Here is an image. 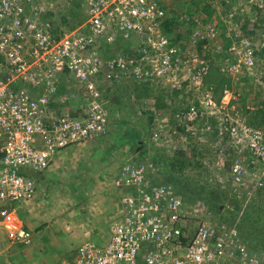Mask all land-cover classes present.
<instances>
[{
    "label": "built area",
    "instance_id": "obj_1",
    "mask_svg": "<svg viewBox=\"0 0 264 264\" xmlns=\"http://www.w3.org/2000/svg\"><path fill=\"white\" fill-rule=\"evenodd\" d=\"M41 1L0 0V222L14 214L16 203L36 196L31 171L46 170L63 149L107 132L109 114L98 76L141 79L152 70L159 78L179 81L182 68L188 69L186 78L195 91L205 84L202 74L208 62L193 47L199 32L191 34L189 44L190 34L184 44H174L164 35L165 10L158 0H87L86 19L60 36L44 18L54 11L52 4L47 8ZM213 30L202 39L219 36ZM257 45L253 37L234 41L222 70L234 78L254 75L264 90V58ZM183 62L188 65L181 66ZM69 76L86 93L74 111L56 108L60 79ZM240 95L225 88L218 100L211 89L184 116L192 125L207 116L201 131L210 135L212 118L216 140L247 141L251 160L264 159V124L249 123L236 106ZM230 109L234 115L227 118ZM238 167L236 171H244ZM131 180L137 192L123 200L124 217L111 223L108 239L85 240L66 264H262L249 255L236 226L203 223L192 232L184 202L172 187L145 183L143 176ZM14 229L16 237L30 240L31 231L23 223Z\"/></svg>",
    "mask_w": 264,
    "mask_h": 264
},
{
    "label": "rangeland",
    "instance_id": "obj_2",
    "mask_svg": "<svg viewBox=\"0 0 264 264\" xmlns=\"http://www.w3.org/2000/svg\"><path fill=\"white\" fill-rule=\"evenodd\" d=\"M161 1L168 15L179 17L178 22L185 17L183 24L176 23L172 32L164 33L174 44H184L190 34L189 44L191 34L199 32L192 45L196 54L208 62L206 72L202 74L205 84L196 91L194 83L185 84L180 77L188 76L187 68L185 71L178 69L179 81L176 77L159 78L152 70L146 71L141 79L119 78L115 81L98 76L96 80L102 90L103 105L109 114L107 132L86 143L69 146L65 154L60 151L57 157L61 166L57 167L61 170L59 175L52 171L54 165L42 172H33L35 180L46 181L41 187L47 190L51 186L53 190V194L41 197L38 202L51 203L60 198L65 201L55 207L56 212L43 216L44 222L34 198L17 205L13 227L5 221L0 222V264H66L82 242H97V235L110 231L111 223L124 217L123 200L136 194L138 189L131 180L134 175L139 179L143 176L145 183L150 180V184L156 186L172 187L174 194L184 202L186 222L192 232L203 223L225 229L236 226L249 255L264 264V159L251 160L247 141L230 144L225 142L228 138L219 142L213 135L203 134L201 130L207 116L192 125L184 122V118H178L177 113L194 98L198 102L211 90L206 74L213 60L216 62L220 48L226 51L234 41L246 37H253L256 44H263L264 0ZM41 3L47 8L52 4L54 8L55 13L47 15L46 20L57 25V30L53 31L55 36L86 18L81 14L84 10L79 11L78 7L71 13L70 3L66 0H42ZM66 13L70 18L76 16L73 25L61 22V16ZM233 13L241 20L231 17ZM211 30L219 36L202 39L207 38L203 35ZM125 47L128 48V44ZM110 52L112 50L106 53ZM226 58L221 61L225 62ZM220 59L218 55L217 60ZM185 65L188 64L183 62L181 66ZM229 76L226 87L244 92L237 107L246 102L250 107L261 90L264 95L256 76H249L250 79ZM173 85L181 87V92L175 96L171 94ZM218 88L221 87L218 85ZM147 89L149 91L145 92ZM212 90L216 98L221 99V90ZM85 98L84 88L73 77L60 79L55 96L57 109L74 111ZM241 111L243 113V108ZM231 115H234L233 109L229 110L227 118ZM220 146H223V152ZM181 151L191 164L173 166V160H177L173 155ZM237 167L244 171H236ZM239 178L246 180L247 186L239 185L242 184ZM95 180L98 181L91 184ZM91 185L92 192L88 189ZM55 190L59 194L54 193ZM77 190L81 194H75ZM68 191L74 194L70 198H67ZM19 223H24L31 231L29 241L15 236L14 225ZM94 223L97 225L92 230ZM77 227L85 232L81 238Z\"/></svg>",
    "mask_w": 264,
    "mask_h": 264
},
{
    "label": "trees",
    "instance_id": "obj_3",
    "mask_svg": "<svg viewBox=\"0 0 264 264\" xmlns=\"http://www.w3.org/2000/svg\"><path fill=\"white\" fill-rule=\"evenodd\" d=\"M56 1L59 2L60 0H56ZM66 2L70 3L69 6H70V12L71 13H72V11L75 8L78 7L79 8V11H83L84 10L83 11L84 13H81V12L80 13L84 17H87V14H88L87 0H66ZM158 2L160 4V6L165 10V17L163 16V18H164V20H163L164 32L169 34V32H172V28L174 27V25L176 23H177V25L180 24L178 22L179 17L178 16L171 17L170 15H168L167 10L165 8V4L161 0H158ZM53 13H55V12L54 11H47L46 13H44V18L46 19L47 18V15L52 16ZM211 13H212V11H209V14H211ZM233 17L235 19L236 17L238 18L240 16H238V14H236V15L234 14ZM76 20H77L76 19V16L70 18L69 15H68V13L63 14L61 16V22L67 23V24H70V25H73L72 23H74V21H76ZM239 20H241V17H240ZM50 24L52 26L51 27L52 31H56L57 30V25H55V23H52V22H50ZM243 25H245V24H243ZM62 32H64V30H62ZM257 48H258V54H259V56H261L262 58H264V41H263V44L262 45H259L258 44L257 45ZM110 50H112V49L111 48L107 49V51H110ZM221 51L224 52V53H222ZM218 55L221 56V59L219 61L217 60V56ZM228 55H229V53H227V50L226 51L220 50L219 53L216 56V62L213 60V63H211V67H209V69L207 70L208 73L206 74V76H207L206 77V80H207V82L209 84H211V86H210L211 89H215V91L216 90H221L220 98L222 97L223 91H224L225 88H227L226 86L228 85V82L230 81L229 80L230 76L224 70H222V66H223V63L224 62L221 61L222 59H225L226 57H228ZM180 78H182V80H183V82L185 84L188 82L186 76H183V77H180ZM245 78L246 79H250L249 76L248 77L246 76V77H244L242 79H245ZM239 80H241V79H239ZM218 85L221 88H218ZM180 88L181 87H178L176 85H173V88H171V91L172 92L170 91L171 94H172V96H175L176 94H179L181 92V89ZM148 91H149V89H147V91H145V92H148ZM145 92H144V94H145ZM259 94H260V96H256L254 98V99H257L256 100L257 102L256 101H251V102H253V103H251V107L248 106V103L247 102H246L247 104L244 103V104H241L240 105L241 110L243 108V114L247 117L249 123H251L252 125L262 124L263 123V120H264V95H263L262 90L260 91ZM241 95H242L241 97H244V92L243 91L241 92ZM194 100H195V98H194ZM194 100L192 102H189L188 103V106L181 107L182 110H179L177 112L178 113V118H181V120H182V118H184V122H186V123L188 121H186V118L184 116L185 112L187 110H189L190 107H192V105H198V102H195ZM183 101H185V100H183ZM186 101H188V100H186ZM260 101H263V102H260ZM211 121L213 122V125H215V126H213V128H214L213 135H215L216 132H217V126H216L217 123L215 122V120H211ZM184 154H185V152L184 151H181V153L179 152V154L173 155V158L175 156V158L177 160L176 161L173 160L172 165L173 166H176L177 164H180L183 167H184L185 164L190 165L191 162H189L188 160H185ZM170 161H172V160H170ZM32 174H33V171H31V175Z\"/></svg>",
    "mask_w": 264,
    "mask_h": 264
},
{
    "label": "crops",
    "instance_id": "obj_4",
    "mask_svg": "<svg viewBox=\"0 0 264 264\" xmlns=\"http://www.w3.org/2000/svg\"><path fill=\"white\" fill-rule=\"evenodd\" d=\"M85 19V18H84ZM83 19V20H84ZM77 24V23H76ZM75 24V25H76ZM68 149H70L69 147L68 148H65V149H63L62 150V152L65 154L66 152H68L69 150ZM57 157H58V155L56 156V158H55V160L53 161V164L52 165H54L55 167L53 168V170L52 171H56L54 174L55 175H59L60 174V172H61V170L60 169H58L57 167H61V166H59V163H57ZM96 177H98V176H96ZM96 181H98V180H95V181H93V182H91V184H95L94 182H96ZM41 181L39 180V181H37V193H36V196L34 197V200L36 201V203L38 204V207L39 208H41L40 209V213H41V216H42V219H41V221L42 222H44L43 221V216L44 217H46L47 216V214L49 215V214H53L54 212H56V210H55V207H60L61 206V204H62V201H65L64 199L62 200L60 197V201H58V199H54L55 201L54 202H51V203H44V201H42V202H38L37 200L38 199H40L41 197H46L47 198V196H49L50 194H53L52 192H53V190L51 189V186L49 187V188H47V190H49V191H47V190H45L46 189V187L45 188H43V187H41L43 184H46L45 182V180H43L42 179V183H40ZM78 183H80V182H78ZM42 184V185H41ZM93 186L91 185V188H88V189H90V191L92 192V191H94L93 189ZM54 193H56V194H59L58 192H57V190H55L54 191ZM68 194H67V198H70L72 195H74V194H70V192L68 191L67 192ZM75 193V192H74ZM49 194V195H48ZM70 194V195H69ZM75 194H81V191L80 190H77V193H75ZM55 196V195H54ZM64 196V195H63ZM79 196H77V198H78ZM19 204H22V202L21 203H16V206L18 205V207H19ZM17 210V209H16ZM72 212H73V210H72ZM15 213V212H14ZM25 215V214H24ZM14 218H16L15 217V214H11V216H10V218H7L6 220H4L5 222L4 223H6V224H9V225H11L12 223H14L15 222V220L16 219H14ZM26 218H28V217H26ZM45 221H47V220H45ZM41 222V223H42ZM100 222V221H99ZM24 224V223H23ZM96 223H94L93 224V226H94V228H92V230L93 229H95V227H96ZM12 226V225H11ZM10 227V226H9ZM13 227V226H12ZM26 227V226H25ZM27 228V227H26ZM32 229V228H31ZM91 230V228L90 229H88V231H90ZM110 231H108V232H102V234H99V236L97 235V237H99V239L97 240V242L98 243H104L107 239H108V237H109V235H110V233H109ZM77 233H78V235H79V237L81 238L82 236H84L85 235V232H84V230L81 228V227H77ZM79 238V239H80ZM75 253H76V251L74 252V255H75ZM73 255V256H74ZM73 256L71 257V258H73ZM70 258V259H71Z\"/></svg>",
    "mask_w": 264,
    "mask_h": 264
}]
</instances>
